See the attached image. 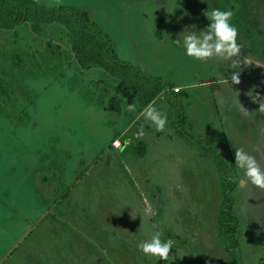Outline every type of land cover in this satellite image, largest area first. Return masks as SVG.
<instances>
[{"label":"rangeland","instance_id":"374dc122","mask_svg":"<svg viewBox=\"0 0 264 264\" xmlns=\"http://www.w3.org/2000/svg\"><path fill=\"white\" fill-rule=\"evenodd\" d=\"M35 1L85 11L117 60L181 90L155 101L164 132L141 117L121 136L138 104L120 65L81 67L57 22L0 27V264H157L137 248L156 230L174 243L158 264H229L216 232L217 152L236 178L240 263L264 264V189L241 184L235 166L243 148L264 170V0ZM213 8L233 10L241 52L204 64L173 41L207 27Z\"/></svg>","mask_w":264,"mask_h":264},{"label":"trees","instance_id":"16d2710c","mask_svg":"<svg viewBox=\"0 0 264 264\" xmlns=\"http://www.w3.org/2000/svg\"><path fill=\"white\" fill-rule=\"evenodd\" d=\"M25 22H29L33 29L38 30L40 25L52 22L63 25L74 58L81 67L100 66L112 74L114 69L120 65L123 74L121 79L136 95L138 107L134 111L135 116L160 93H165L170 99L172 95L179 94L174 92L171 89L173 86L162 78L152 75L143 77L136 73L137 71L133 73L134 67L130 63L117 60L110 38L98 27L88 22L87 13L74 5L48 7L35 0H0V27L9 28L12 25ZM183 123L184 116L182 112H179L175 121L176 130L182 137L188 138L183 129ZM141 143V141L138 142V144ZM141 152L142 149L138 146L137 153L141 154ZM222 155L221 152H217L215 155L217 165L222 173L225 194L217 217V238L230 255L229 264H241L237 240L238 217L231 197L236 178L227 176L226 171L222 170L225 165Z\"/></svg>","mask_w":264,"mask_h":264},{"label":"clouds","instance_id":"9594fccd","mask_svg":"<svg viewBox=\"0 0 264 264\" xmlns=\"http://www.w3.org/2000/svg\"><path fill=\"white\" fill-rule=\"evenodd\" d=\"M210 24L203 30H190L180 40L173 43L182 47L183 55L194 61L207 64L210 60H231L241 52V45L238 43L239 29L233 22L234 12L232 9L221 10L213 8L204 13ZM195 83V82H194ZM232 83L239 84V74L233 72ZM129 111H136L134 104L128 105ZM247 114V112H245ZM143 118L145 123H150L156 132H164L169 123V117L163 106L157 107L155 100L145 105L137 115V120ZM145 135L144 125H141L135 133L136 139H141ZM129 141L125 140L127 146ZM117 146L120 141H115ZM123 151V149H121ZM235 166L242 173L237 176V180L243 184L245 180L252 185L264 189V170L261 169L256 159L243 148L235 149ZM137 248L144 255L157 258L159 261H169L170 251L174 249L172 239L164 238L159 230L147 234V238L137 244Z\"/></svg>","mask_w":264,"mask_h":264},{"label":"crops","instance_id":"0c3cea01","mask_svg":"<svg viewBox=\"0 0 264 264\" xmlns=\"http://www.w3.org/2000/svg\"><path fill=\"white\" fill-rule=\"evenodd\" d=\"M174 87H178V88H180L179 86H176V85H173V87L171 88V89H173ZM211 87V86H210ZM212 88V87H211ZM181 90V89H180ZM178 93H180V91L178 92ZM162 94L163 93H160L159 95H157V97H155L154 98V100L156 101V100H162V101H164L165 99H163V97L164 96H162ZM153 101V100H152ZM151 101V102H152ZM140 120V119H139ZM139 120H137V116H135L133 119H131V121L127 124V126L123 129V131L121 132V136L122 135H125V134H127L128 132H129V130H130V128H131V126L134 124V123H136V122H138ZM127 141H129V143L130 142H132V141H134V139L133 138H129V140H127ZM121 142V141H120ZM121 147L123 146V143L121 142ZM121 147H119V148H121ZM115 149H118V148H115Z\"/></svg>","mask_w":264,"mask_h":264},{"label":"built area","instance_id":"2783aa9c","mask_svg":"<svg viewBox=\"0 0 264 264\" xmlns=\"http://www.w3.org/2000/svg\"><path fill=\"white\" fill-rule=\"evenodd\" d=\"M173 91L174 92H179L180 91V88H178V87H174L173 88ZM118 139H115L113 142H112V146L114 147V148H119V147H121V142H120V145L119 146H117L116 144H115V141H117Z\"/></svg>","mask_w":264,"mask_h":264}]
</instances>
